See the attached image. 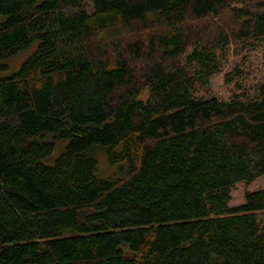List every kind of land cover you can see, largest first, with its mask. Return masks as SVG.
Listing matches in <instances>:
<instances>
[{"label":"trees","instance_id":"16d2710c","mask_svg":"<svg viewBox=\"0 0 264 264\" xmlns=\"http://www.w3.org/2000/svg\"><path fill=\"white\" fill-rule=\"evenodd\" d=\"M91 1L0 0V264H264V0Z\"/></svg>","mask_w":264,"mask_h":264},{"label":"rangeland","instance_id":"374dc122","mask_svg":"<svg viewBox=\"0 0 264 264\" xmlns=\"http://www.w3.org/2000/svg\"><path fill=\"white\" fill-rule=\"evenodd\" d=\"M87 1L90 4L92 2L91 0H87ZM90 9L92 8L90 7ZM5 18L6 16L0 15V22L4 21ZM36 46H37V43H35V45L33 44L29 46L28 48L19 52L15 56L6 60L5 63L8 64V68L5 70L0 69V77L9 76L13 74L14 72H17L20 69L22 63L35 51ZM212 84H213V88L215 92H218L223 97L229 96V92L227 91V87H226V84L224 83L222 76H218L215 79H213ZM147 97H148V92L147 91L143 92V94L141 95V98L145 100L147 99ZM61 151L62 150L60 148H57L47 160L49 162L53 161L61 153ZM96 157L98 160V174L100 176L112 175L114 168L108 164L106 156L104 152L101 151V149H98L96 151Z\"/></svg>","mask_w":264,"mask_h":264}]
</instances>
